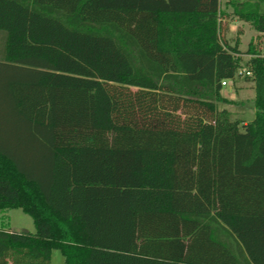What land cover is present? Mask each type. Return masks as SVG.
I'll use <instances>...</instances> for the list:
<instances>
[{
  "label": "trees",
  "instance_id": "trees-1",
  "mask_svg": "<svg viewBox=\"0 0 264 264\" xmlns=\"http://www.w3.org/2000/svg\"><path fill=\"white\" fill-rule=\"evenodd\" d=\"M229 4L0 0V264H264L263 43L223 23L264 14ZM243 55L249 123L217 108Z\"/></svg>",
  "mask_w": 264,
  "mask_h": 264
},
{
  "label": "rangeland",
  "instance_id": "rangeland-1",
  "mask_svg": "<svg viewBox=\"0 0 264 264\" xmlns=\"http://www.w3.org/2000/svg\"><path fill=\"white\" fill-rule=\"evenodd\" d=\"M253 2L258 3V11L264 14V0H254ZM262 35L263 37H259V40L263 42L262 46L264 47V34ZM256 38V31L252 30L248 26H245L244 32L239 37L238 49L241 52H245L250 41L255 40ZM231 42L234 44L235 39H232ZM240 59V69L238 70H245L246 62L248 61L249 56L243 55ZM246 77L250 76L236 75L233 81H225L226 85L222 87L221 95L225 96L229 102L225 104H217V108L219 110H228L232 119L238 118V120L243 121V123L251 122L255 115L254 90L252 89L253 84H251L252 82ZM8 223L10 229L14 230V232H17V229L24 233L34 232L32 219L28 215L24 214L20 209H12L8 212ZM50 264H65L64 257L60 250H52L50 255Z\"/></svg>",
  "mask_w": 264,
  "mask_h": 264
},
{
  "label": "crops",
  "instance_id": "crops-1",
  "mask_svg": "<svg viewBox=\"0 0 264 264\" xmlns=\"http://www.w3.org/2000/svg\"><path fill=\"white\" fill-rule=\"evenodd\" d=\"M230 0H220L221 2V8L223 11H225L226 14H231L232 9L231 6L229 4ZM239 2H253L254 0H238ZM257 1V0H256ZM223 23H226L227 25V33H226V40L229 41L230 45H234L231 40L235 39V42L238 45L239 42V37L240 35L244 32V28L245 26H248L251 28V26L245 22H242L240 20H238L236 17L234 16H229L227 19L223 20ZM252 29V28H251ZM253 30V29H252ZM257 33V32H256ZM257 37H263L262 34L257 33ZM262 42V41H261ZM263 43V42H262ZM240 51V50H239ZM261 53L264 54V47L261 48ZM252 84V83H251ZM252 89H253V85H252ZM223 98H225L227 100V98L225 96H222ZM228 101V100H227ZM228 111V110H227ZM229 112V111H228ZM238 119V118H235ZM10 231H14L12 229H10ZM17 232H21L19 229L16 230Z\"/></svg>",
  "mask_w": 264,
  "mask_h": 264
},
{
  "label": "built area",
  "instance_id": "built-area-1",
  "mask_svg": "<svg viewBox=\"0 0 264 264\" xmlns=\"http://www.w3.org/2000/svg\"><path fill=\"white\" fill-rule=\"evenodd\" d=\"M236 75H239V76H249V73H248L247 71H245V70H238V71L236 72ZM221 85H222V86H225L226 83L222 82Z\"/></svg>",
  "mask_w": 264,
  "mask_h": 264
}]
</instances>
